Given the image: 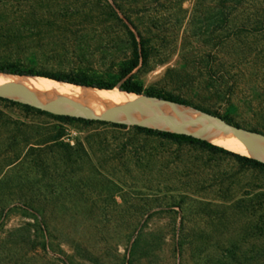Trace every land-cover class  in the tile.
<instances>
[{"label": "rangeland", "instance_id": "1", "mask_svg": "<svg viewBox=\"0 0 264 264\" xmlns=\"http://www.w3.org/2000/svg\"><path fill=\"white\" fill-rule=\"evenodd\" d=\"M245 1L220 11L213 0H0V60L116 83L101 101L71 104L89 115L0 90V264H264V171L139 132L148 125L136 116L184 122L136 110L149 96L118 89L131 78L264 136V23L247 21L264 0ZM132 34L150 56L124 75Z\"/></svg>", "mask_w": 264, "mask_h": 264}, {"label": "bare ground", "instance_id": "2", "mask_svg": "<svg viewBox=\"0 0 264 264\" xmlns=\"http://www.w3.org/2000/svg\"><path fill=\"white\" fill-rule=\"evenodd\" d=\"M18 89L35 90L37 92V95L34 96L30 95L24 97L25 100L30 101L34 104L40 105L47 109H52L54 111L57 110L65 113L81 114V115H89L92 113V111L91 109L89 110L88 107L80 108L71 104L79 103L89 106V104L92 103L94 104L95 102L101 101L100 99H103L104 97L107 96V94L106 96L104 94L105 92L107 93V90L94 88L92 86L72 84L68 82L54 80L44 76H37V75L21 76L16 74H7L4 72H0V90L11 91ZM143 100L145 101L148 100L153 102L156 101L158 102V104L153 102H145V101L142 102L141 100H139L136 101L139 102L137 103L138 105H136L138 106L136 107V110L141 109L146 112H152L153 114L156 113V114L170 115L172 118L175 117L178 121L184 122V125L182 124V126H177L168 123H162L160 122V120L159 122L156 121L153 122L150 119H142L143 117L140 118L137 116L135 118L134 117L132 118L142 122V124L144 123L148 126L151 127L154 126L156 128H160L163 130L184 132V133L196 134V135L199 134V136H202L203 138H206L211 142H215L217 144L225 146L226 148L246 154L250 152V149L249 146H247L245 143H243L241 140L238 139L237 135H241L243 137L249 138L253 144L262 147L264 150V138L262 136H256L255 134L242 133V132L240 133V131L228 129V127L225 124H223L224 122L222 123L219 120L217 121L216 118L210 119L207 115H204L203 113L197 112L186 106L173 104L172 102L163 101V100L159 101L156 100V98H149ZM128 119L129 118H125L124 120H128ZM204 129H206L205 130L206 133L203 132ZM261 156L264 159V154Z\"/></svg>", "mask_w": 264, "mask_h": 264}, {"label": "trees", "instance_id": "3", "mask_svg": "<svg viewBox=\"0 0 264 264\" xmlns=\"http://www.w3.org/2000/svg\"><path fill=\"white\" fill-rule=\"evenodd\" d=\"M251 0H246L245 7L243 8H249L250 7ZM241 0H213V8H218L220 11H223L224 8H241ZM247 6V7H246ZM263 9L257 10L256 13L250 14L249 18H247V21L249 24L253 25H259L264 23V17L262 14ZM133 39V55L131 58V62L129 67L126 69L125 74L130 73L140 62H147L150 56V48L148 46V41L145 38H142L140 41L137 40L136 36L132 34ZM0 72L4 73H11V74H18V75H40L44 77H49L51 79H56L59 81H65L72 84H78V85H85V86H92V87H98L103 88L107 90H111L116 86V83H109L106 82L100 78H96L93 76L88 75L83 70H76V71H54V72H44V71H36L33 69L25 68L20 62L17 61H11V60H0ZM119 90L125 91L127 93H134V94H144L149 97H157L161 100H167L179 104H187L185 100H181L180 98L172 95H163L160 93H156L150 90L144 91L142 86L138 84L137 82L133 81L131 78H127L125 81H123L119 87ZM2 100L18 106L22 108L23 110L35 113V114H49L52 117L63 121L68 122L71 120H79L86 123L94 122L96 120L89 119L85 117H75L70 116L69 114H55L51 113L46 109H43L41 107L34 106L32 104L21 102L18 100H13L10 98L3 97ZM209 114H212L215 117L220 118L222 121L240 128L238 125H233L228 121L225 117L220 116L217 113L208 112ZM112 125L118 126V127H126L125 123H113ZM135 129H137L139 132H144L148 135H157L162 138L170 139L177 143H189V144H195L199 145L203 148H207L210 151H213L215 153H228L233 155L239 164L244 167H251L256 168L264 171V162L260 161L256 158L248 157L246 155L240 154L238 152L232 151L230 149H227L223 146L214 144L213 142L209 141L206 138L198 137L193 134L184 133V132H176V131H169V130H163L158 128H153L149 126H142L139 124H135L133 126ZM29 235V234H28Z\"/></svg>", "mask_w": 264, "mask_h": 264}, {"label": "crops", "instance_id": "4", "mask_svg": "<svg viewBox=\"0 0 264 264\" xmlns=\"http://www.w3.org/2000/svg\"><path fill=\"white\" fill-rule=\"evenodd\" d=\"M213 118L215 119V118H217V117H215V116H213ZM218 119L219 118H217V121H218ZM220 120V119H219ZM225 124V123H224ZM196 125V124H195ZM227 127H228V129H232V130H235V131H240V133L242 132V133H249V134H255L256 136H262L263 138H264V136L263 135H261V134H258V133H252V132H248V131H244V130H242V129H238V128H235V127H232V126H230V125H227V124H225ZM206 129H204V131L203 132H205L206 133V131H205ZM193 135H195V136H198V137H202V136H199V134H193ZM240 136V137H239ZM237 137H238V139L239 140H241L243 143H245L247 146H249V149H250V152H248V153H241V152H238V151H235V150H232V151H235V152H238V153H240V154H243V155H246V156H248V157H252V158H256V159H258V160H260V161H263L264 162V159L262 158V156L261 155H263L264 154V150H263V148L262 147H259V146H257V145H255V144H253L252 142H251V140L249 139V138H247V137H243V136H241V135H237ZM203 138V137H202ZM243 138H246L247 140H244ZM250 141V142H249ZM249 142V143H248ZM214 144H217V143H215V142H213ZM217 145H220V144H217ZM255 145V146H254ZM220 146H222V145H220ZM223 147H225V146H223ZM226 148V147H225ZM227 149H229V148H227ZM231 150V149H230ZM261 150H263V151H261Z\"/></svg>", "mask_w": 264, "mask_h": 264}, {"label": "water", "instance_id": "5", "mask_svg": "<svg viewBox=\"0 0 264 264\" xmlns=\"http://www.w3.org/2000/svg\"><path fill=\"white\" fill-rule=\"evenodd\" d=\"M7 74H11V73H7ZM16 75H18V74H16ZM21 76H23V75H21ZM26 76H35V75H26ZM37 76H40V75H37ZM49 78V77H48ZM54 80H56V79H54ZM63 82H65V81H63ZM94 88H98V87H94ZM99 89H103V88H99ZM119 91H121V90H119ZM148 98H151V97H148ZM157 100H159V101H162L161 99H157ZM164 101V100H163ZM165 101H167V100H165ZM168 102H171V101H168ZM125 113H127V111H124ZM218 118V117H217ZM220 119V118H219ZM221 120V119H220ZM222 121V120H221ZM222 122H224V121H222ZM225 124H227V125H230V124H228V123H226V122H224ZM230 126H232V125H230ZM234 127V126H233ZM235 128H237V127H235ZM238 129H240V128H238ZM244 140H247L246 138H243Z\"/></svg>", "mask_w": 264, "mask_h": 264}]
</instances>
